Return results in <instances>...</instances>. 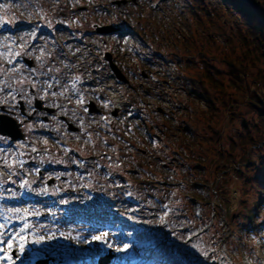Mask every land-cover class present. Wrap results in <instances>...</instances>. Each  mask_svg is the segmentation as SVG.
I'll return each instance as SVG.
<instances>
[{
    "label": "rangeland",
    "instance_id": "obj_1",
    "mask_svg": "<svg viewBox=\"0 0 264 264\" xmlns=\"http://www.w3.org/2000/svg\"><path fill=\"white\" fill-rule=\"evenodd\" d=\"M115 1L120 0H0V12L27 11L37 20L48 22L50 35L37 38V42L49 69L68 79L78 76L79 80L90 81L93 94L107 99L105 114L118 115L116 160L101 161L99 165L106 171L102 178L92 173L76 177L75 185L64 184L78 189L69 194L14 193L0 186V225L4 226L0 228V239L6 241L28 225L22 234L26 242L17 237L11 250L4 244L0 247L13 256L14 264L37 260L44 264H101L98 260L105 256L109 259L103 264H158L156 257H162L166 264H264V250L257 238L244 233L264 221V213L256 221L251 219L255 208L252 202L260 198L264 201V192H255L251 180L257 170L247 163L264 154V121L246 106L242 92L227 86L225 65L227 59L236 58L252 77L263 74L264 58L259 57L258 43L244 44L240 33L245 27L220 0H124L120 5ZM115 20L123 25L120 29L142 36L148 49L137 48L131 33L123 42L94 32L95 25ZM72 38L75 42L65 44ZM118 47L121 67L110 61L124 81L117 79L105 59L106 54L113 59L111 50ZM147 54L162 55L166 62L154 57L156 62L150 64ZM187 60L191 65H185ZM119 67L126 68L128 74ZM205 67L223 81V91H208L212 109L202 99H189V89L181 80L173 81L174 73L198 81ZM165 70L170 75L166 76ZM9 77L12 79V74ZM101 77L106 79L100 81ZM186 106L190 110L186 111ZM186 112L194 120L185 125L195 128L198 136L197 145L188 148L183 144L186 136L181 125ZM171 116L173 121L167 120ZM243 122L251 140L241 131ZM57 127L54 132L60 133ZM148 137L153 140L148 142ZM36 144L35 149H45L44 141ZM172 148H182L186 155L193 154L202 161L180 159V152L176 161L170 160ZM58 152L53 149V158ZM27 154L33 155L32 150ZM46 157L42 152L36 154L37 160ZM57 157L62 160V154ZM158 157L159 165L163 162L174 170L170 181L156 173L154 159ZM0 160L9 170L0 177V185L17 184L12 172L22 164L16 153L0 149ZM165 179L170 183L158 184ZM145 180H152V184ZM176 180L181 181L180 188L174 187ZM193 186H203L205 197L193 195ZM25 195L48 197L36 205L2 202V197L20 200ZM113 198L121 204L110 215L109 229L91 222L64 220L69 208L89 209ZM15 221L20 223L18 227L7 228ZM94 236L102 239L95 240ZM39 237L44 239L37 244L34 241ZM20 243L25 245L24 252L19 249ZM124 245L127 249L119 251ZM0 264L8 262L0 260Z\"/></svg>",
    "mask_w": 264,
    "mask_h": 264
},
{
    "label": "flooded vegetation",
    "instance_id": "obj_2",
    "mask_svg": "<svg viewBox=\"0 0 264 264\" xmlns=\"http://www.w3.org/2000/svg\"><path fill=\"white\" fill-rule=\"evenodd\" d=\"M30 14L20 10L0 12L4 18L0 19V120L9 121L16 132L15 137L0 135V149L14 151L22 164L12 172L17 184L4 182L0 186L14 193L18 190L38 194L78 192L64 184L75 185L76 177L82 178L88 173L102 178L106 171L99 165L101 161L116 160L118 115L105 114L107 99L93 94L94 86L90 81L79 80L78 76L68 79L49 69L37 42L39 37H48V22ZM117 35L111 34L108 38L116 40ZM111 51L114 57L110 60L118 64L115 49ZM67 55L69 58L71 52ZM146 59L150 64L156 62L154 58ZM121 70L128 74L126 68ZM81 100L83 103L79 102ZM56 127L60 133L54 132ZM38 141H44L45 149H35ZM54 148L59 152L53 158ZM30 150L33 155L27 154ZM40 152L46 159H36ZM60 153L62 160L57 157ZM0 168L3 169H0V177L6 176L9 170L1 163ZM145 181L152 184V180Z\"/></svg>",
    "mask_w": 264,
    "mask_h": 264
},
{
    "label": "trees",
    "instance_id": "obj_3",
    "mask_svg": "<svg viewBox=\"0 0 264 264\" xmlns=\"http://www.w3.org/2000/svg\"><path fill=\"white\" fill-rule=\"evenodd\" d=\"M220 1L222 2L225 10L235 15L239 19V22L245 27V30L243 31V33H240L241 31L239 32L241 35L240 36L241 40L244 42L246 46H249V45L254 46V44L258 43L259 49L261 50L259 57L263 59L264 58V0H220ZM97 12L99 14L103 13L102 10H97ZM113 22L112 24L115 25L116 27H120L121 25V27L123 28V25L119 21L116 22L115 20ZM128 33H131V32H127V30L123 31L122 29L119 28L117 37L118 39H120V41L124 42L125 36L128 35ZM131 38H133V40H135L138 43L137 48L146 49V50L148 49L146 45L147 41L145 39L143 40L142 36H138L136 33L132 32ZM115 52L119 54L120 52L119 47L115 49ZM125 55L126 54H124V56ZM147 55L149 56V54ZM151 56L152 57L150 56L149 57L150 58L158 57L156 59L158 60L164 59V62H166L165 58L162 55L159 56V54H153ZM185 65H188V66L191 65L189 63V60L185 62ZM225 65L227 68V71H226V76H227V81H228L227 86L234 90H238V92H242V94L246 96L245 97L246 106L252 109L251 111H253L258 116H260L264 121V73L256 77H252L250 73L247 72L246 65L239 62L236 58L227 59L225 61ZM165 71L167 72L166 76L170 75V73H168L167 70ZM216 75H217L216 72H213L208 67H205L204 72L198 81L194 82V81L188 80L187 78L183 76H179L178 74H175V73L173 74V76H175L173 78V81L181 80L183 82L182 84L186 88L189 89V94H190V96L188 97L189 99H195V98L202 99L204 105L212 109L213 107V100L211 97L212 95L209 94L208 91L209 90L223 91V81H221ZM176 106L179 108L178 105ZM184 109L188 111L190 110V107L186 106V108ZM210 111H213V110H210ZM189 118L190 117H188V113L186 112V116L184 117V119L186 120H182V123H181L182 128H183V133L185 134L186 136L185 138L187 140L183 142L184 147L186 148L196 146L197 140H198V136L194 134L195 128H192L188 124L185 125L187 121L189 123H192V120H194L192 118L190 119ZM209 118L211 120L212 116H210ZM167 120L173 121V117L172 116L170 118L167 117ZM207 123L210 125L209 120ZM240 128H241V131L244 133V136L248 137V139L251 140L249 136V131L247 130L248 128L245 122L241 123ZM262 135H263L262 139H264V131ZM148 138H147L148 142H150L149 140L151 141L153 140L151 139V137L149 139ZM251 147L252 146L249 145L248 149H250ZM164 148L168 150L166 145L164 146ZM141 151L145 152L144 150H141ZM170 152H171L170 160L176 161L177 159L176 156H178V152H180V155H181L180 159L189 157V159H194L199 162L202 161L198 159L197 157H194L193 154H190V156L186 155L183 152L182 148L181 149L179 148L176 150L172 148ZM160 160H161L160 157L154 159L155 171L156 173L162 174L163 176H165L167 181H170V179L174 175V170L172 169V167L170 169L169 166L164 164L163 162H160V165H159L158 163ZM247 163H248V166L250 167L252 166L253 169L257 170L256 176H254V178L251 180V183L254 186L255 192H260V193H262V191L264 192V154H261L259 157H257L256 161L248 160ZM181 173H184V168H181ZM166 179H165V182L170 183V182H167ZM171 182L173 183V181ZM174 183H175L174 187L180 188L181 181L176 180V182L174 181ZM192 188L196 190L195 194H193L194 192H192L193 195L198 194L199 196L205 197L202 191L203 186L202 187L193 186ZM251 189H252L251 191L254 192L252 187ZM250 201L252 200L250 199ZM252 203L255 208L254 210L251 211L252 212L251 219L252 221H256L255 219L260 217V215L264 213L262 212V210H264V201L262 200V198H260L257 201H254ZM211 205L213 204L211 203ZM244 233L249 234V235L251 234L253 237H256L257 242L259 243V245H261L260 248L264 250V221L260 223L258 226H256V228L253 226L251 232L246 230Z\"/></svg>",
    "mask_w": 264,
    "mask_h": 264
},
{
    "label": "snow or ice",
    "instance_id": "obj_4",
    "mask_svg": "<svg viewBox=\"0 0 264 264\" xmlns=\"http://www.w3.org/2000/svg\"><path fill=\"white\" fill-rule=\"evenodd\" d=\"M17 55H19V54L17 53ZM8 63L9 64L12 63L11 59L8 61ZM13 71H14V69H13ZM79 102L80 103H83L82 100L79 101ZM33 151H35V149H33ZM25 183H27V182H25ZM23 186L24 185L22 184L21 187H23ZM15 211L19 212L20 209L17 208V209H15ZM25 211H27V210H25ZM165 215H167V212H165ZM2 227H4V226L3 225H0V228H2ZM27 228H28V225L27 224L23 225V227H21L19 229V232H14L11 235V237L9 239H7L6 241L0 239V244H4L7 249L11 250L13 248V246H14V241L16 240L17 237H19V239L21 241L26 242L27 238L25 236H23L22 234L24 233V231ZM2 235H3V233H0V236H2ZM105 235H107V233H105ZM51 238H53V237H48V239H51ZM43 239H44L43 237H39L34 242L37 243V244H39V243H41L43 241ZM93 239H95V240H101L102 237L101 236H94ZM193 247H195V245ZM19 249H20L21 252H24L25 251V245H24V243H20L19 244ZM126 249H127V245H124L123 248L118 249V250L119 251H124ZM0 260L7 261L8 264H14L13 256L10 255L8 252H5L4 247H0Z\"/></svg>",
    "mask_w": 264,
    "mask_h": 264
},
{
    "label": "water",
    "instance_id": "obj_5",
    "mask_svg": "<svg viewBox=\"0 0 264 264\" xmlns=\"http://www.w3.org/2000/svg\"><path fill=\"white\" fill-rule=\"evenodd\" d=\"M125 3L124 0L115 1L116 5H120L121 3ZM119 29L118 27L112 26V25H103L98 26L95 25L94 32L101 35H108L117 32ZM105 59L110 63V68L113 70L114 74L116 75L118 80L124 81V77L120 74V71L114 66V64L111 63L110 57L106 54ZM9 121L0 120V135H11V137H15V130H13V127L10 126ZM108 257L103 258L104 261H107ZM38 264H44V262H37Z\"/></svg>",
    "mask_w": 264,
    "mask_h": 264
},
{
    "label": "bare ground",
    "instance_id": "obj_6",
    "mask_svg": "<svg viewBox=\"0 0 264 264\" xmlns=\"http://www.w3.org/2000/svg\"><path fill=\"white\" fill-rule=\"evenodd\" d=\"M105 79H106V77H101V79L99 78L100 81L105 80ZM98 81H97V83L100 84V81L99 82ZM175 107L177 108V106H175Z\"/></svg>",
    "mask_w": 264,
    "mask_h": 264
}]
</instances>
